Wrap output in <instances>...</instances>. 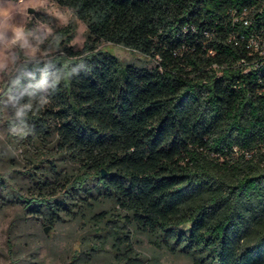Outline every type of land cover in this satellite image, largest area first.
Segmentation results:
<instances>
[{"label": "trees", "instance_id": "16d2710c", "mask_svg": "<svg viewBox=\"0 0 264 264\" xmlns=\"http://www.w3.org/2000/svg\"><path fill=\"white\" fill-rule=\"evenodd\" d=\"M55 1L86 39L74 47L72 20L40 45L45 57L19 59L22 87L46 80L37 95L51 100L26 121L15 175L26 190L0 171V199L44 226L83 222L108 264H146L143 237L192 264H264V66L241 63H252L264 0ZM103 42L153 65L124 63ZM85 255L74 264L96 256Z\"/></svg>", "mask_w": 264, "mask_h": 264}, {"label": "rangeland", "instance_id": "374dc122", "mask_svg": "<svg viewBox=\"0 0 264 264\" xmlns=\"http://www.w3.org/2000/svg\"><path fill=\"white\" fill-rule=\"evenodd\" d=\"M26 2L39 7L40 0H26ZM48 4L52 8L70 9L55 0H48ZM48 11V8H40L31 17L24 18L32 30V35L29 37L30 44H35L36 37L44 34L42 25L50 27L52 32L55 28L64 25L50 16ZM72 20L77 23L72 44L75 48L81 49L86 39V25L81 20L76 19L75 16L70 21ZM99 48L117 55L124 63L153 65V62L140 52L122 45L103 42ZM10 52L20 58L25 55L24 50L20 49L19 46L11 48ZM45 55L46 52L40 46V51L36 53L35 58L45 57ZM2 108L4 105L0 109ZM7 113L0 111V147L8 145L17 150L18 156L11 157L0 153V171H12L13 179L16 180L13 185L17 190L22 187L21 191H25L29 182L25 178H20L22 175L18 171L27 162V152L24 142L18 141L10 133V127L6 121L11 116L9 106ZM15 175L20 177L16 176L15 178ZM84 236L87 238L83 239ZM95 238L83 222H64L56 227H51L49 232L45 233L44 225L41 222L37 224L34 220L24 219L19 204L4 203L0 199V264H74L76 263L74 261L76 255L80 254L81 258H86L85 253L87 252L96 255L90 264H108L110 259L109 246L101 247L96 244V248L101 247V249L92 250L95 245L93 241ZM138 250L143 255L146 264H192L189 258L160 249L146 237H143Z\"/></svg>", "mask_w": 264, "mask_h": 264}, {"label": "clouds", "instance_id": "9594fccd", "mask_svg": "<svg viewBox=\"0 0 264 264\" xmlns=\"http://www.w3.org/2000/svg\"><path fill=\"white\" fill-rule=\"evenodd\" d=\"M40 8H48V14L64 25H67L74 16L70 9L52 8L48 0H40L39 7L27 3L26 0H0V104L4 105L0 111L8 114L7 107L11 106L12 113L8 122L15 126L10 128V133L18 141L26 139L31 134L26 122L29 114L34 110L43 109L51 100L48 95H37L47 88L46 80L28 85L27 88L22 87L20 78L14 76L20 57L10 52L11 48L19 46L27 57L34 58L40 51V45L52 35V29L42 25L44 34L36 37L35 44L29 43L32 30L24 18L31 17ZM29 9L33 11L30 12ZM0 153L11 157L18 156L17 150L8 145L0 147Z\"/></svg>", "mask_w": 264, "mask_h": 264}, {"label": "built area", "instance_id": "2783aa9c", "mask_svg": "<svg viewBox=\"0 0 264 264\" xmlns=\"http://www.w3.org/2000/svg\"><path fill=\"white\" fill-rule=\"evenodd\" d=\"M239 19H242L246 26L252 23V21L244 15L235 18V20ZM247 48H249V53L252 56V63L250 64L246 59H242L241 63L246 65L245 72L264 66V19L261 25L252 28L247 41ZM259 83L262 86L261 93H264V79H259ZM247 156L250 157L251 154Z\"/></svg>", "mask_w": 264, "mask_h": 264}, {"label": "water", "instance_id": "95a60500", "mask_svg": "<svg viewBox=\"0 0 264 264\" xmlns=\"http://www.w3.org/2000/svg\"><path fill=\"white\" fill-rule=\"evenodd\" d=\"M30 12H32L33 10L32 9H29ZM102 175L105 177L107 175V171L105 169H103L102 171ZM51 226L50 225H46L44 226V231L45 233H48L49 230H50Z\"/></svg>", "mask_w": 264, "mask_h": 264}]
</instances>
